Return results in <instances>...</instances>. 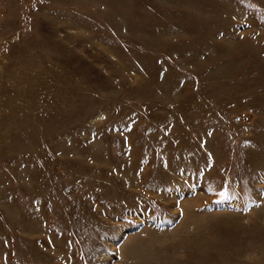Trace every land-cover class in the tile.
Returning <instances> with one entry per match:
<instances>
[{"label":"rangeland","instance_id":"rangeland-1","mask_svg":"<svg viewBox=\"0 0 264 264\" xmlns=\"http://www.w3.org/2000/svg\"><path fill=\"white\" fill-rule=\"evenodd\" d=\"M0 264H264V0H0Z\"/></svg>","mask_w":264,"mask_h":264},{"label":"snow or ice","instance_id":"snow-or-ice-1","mask_svg":"<svg viewBox=\"0 0 264 264\" xmlns=\"http://www.w3.org/2000/svg\"><path fill=\"white\" fill-rule=\"evenodd\" d=\"M225 195H226V193H225Z\"/></svg>","mask_w":264,"mask_h":264}]
</instances>
